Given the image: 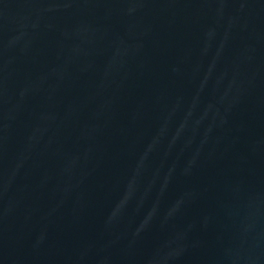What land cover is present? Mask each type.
I'll use <instances>...</instances> for the list:
<instances>
[{
    "label": "water",
    "instance_id": "1",
    "mask_svg": "<svg viewBox=\"0 0 264 264\" xmlns=\"http://www.w3.org/2000/svg\"><path fill=\"white\" fill-rule=\"evenodd\" d=\"M0 264H264V0H0Z\"/></svg>",
    "mask_w": 264,
    "mask_h": 264
}]
</instances>
